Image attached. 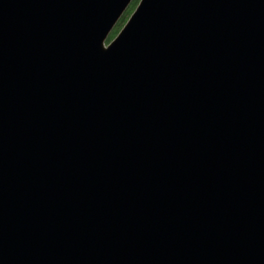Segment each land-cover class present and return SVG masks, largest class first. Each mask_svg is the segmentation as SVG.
I'll return each instance as SVG.
<instances>
[{
    "label": "water",
    "instance_id": "water-1",
    "mask_svg": "<svg viewBox=\"0 0 264 264\" xmlns=\"http://www.w3.org/2000/svg\"><path fill=\"white\" fill-rule=\"evenodd\" d=\"M0 0V264H264V0Z\"/></svg>",
    "mask_w": 264,
    "mask_h": 264
},
{
    "label": "trees",
    "instance_id": "trees-1",
    "mask_svg": "<svg viewBox=\"0 0 264 264\" xmlns=\"http://www.w3.org/2000/svg\"><path fill=\"white\" fill-rule=\"evenodd\" d=\"M138 2H139V0H133L131 2V4L129 5L128 9L125 11V13L121 17V19L118 21L116 27L111 32V34H110V36L108 38V41H110L111 39H113L116 36V34L119 32V30L123 27V25L125 24V22L129 18V16L131 15V13L136 8Z\"/></svg>",
    "mask_w": 264,
    "mask_h": 264
}]
</instances>
